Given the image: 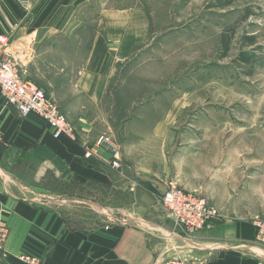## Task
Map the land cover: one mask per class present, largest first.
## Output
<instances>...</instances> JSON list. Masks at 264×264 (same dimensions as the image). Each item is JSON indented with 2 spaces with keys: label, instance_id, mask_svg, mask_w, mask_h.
<instances>
[{
  "label": "rangeland",
  "instance_id": "obj_1",
  "mask_svg": "<svg viewBox=\"0 0 264 264\" xmlns=\"http://www.w3.org/2000/svg\"><path fill=\"white\" fill-rule=\"evenodd\" d=\"M34 1L28 11L45 0ZM51 4L40 13L36 26L41 56L46 55V11ZM135 4L150 26L148 36L136 40L134 54L115 58L120 74L113 76L116 81L103 95L109 98L105 99L108 111L103 108L102 113L110 118L102 124L110 128L87 143L92 145L100 136L118 143L123 166L113 169L114 182L104 186L100 196L95 189H102L94 182L72 181L71 189L76 194L84 191L87 199L81 204L72 202L81 206L72 211L93 221L137 218L142 225L159 229L171 244L181 245L179 237L163 229L169 221L154 198L141 193L136 202L128 188H118L127 184L128 177H142L138 179L144 186L151 179H162L167 185L172 182L204 195L224 216L246 219L257 229L258 222L264 223V0H135ZM52 10L60 20L62 6L57 3ZM92 21L89 31L95 29ZM90 56L74 54L64 59L59 55L56 63L62 67L71 58L73 67H78ZM34 67L28 66L21 77L53 98L54 88L66 97L74 92L69 81L47 85V81L54 83L53 73L48 75L39 64ZM84 98L91 100L87 95ZM84 98L82 112L94 111L96 119H90L100 121L101 109ZM159 124L164 132L152 134ZM149 126L151 133L140 132ZM60 184L55 183L66 187ZM105 191H112L113 196ZM133 204L139 210H133ZM143 207H151L152 212ZM7 256L6 251L3 259Z\"/></svg>",
  "mask_w": 264,
  "mask_h": 264
},
{
  "label": "crops",
  "instance_id": "obj_2",
  "mask_svg": "<svg viewBox=\"0 0 264 264\" xmlns=\"http://www.w3.org/2000/svg\"><path fill=\"white\" fill-rule=\"evenodd\" d=\"M39 2L33 5L37 8L34 13L35 9L25 10L14 0H0V34L8 35L18 50L22 76L28 66L34 70V65L39 64L42 69L46 67L48 75L53 73L55 76L54 83L47 81V85H65L69 81L75 87L69 97L54 88V99L68 120L75 124L78 138L77 141L54 138L51 128L37 113L20 118L13 106L4 104L0 91V128L3 133L0 140V208L3 222L9 229L4 243L8 256L2 258L0 264H163L166 258L174 256L201 259L203 264H264V247L256 239L257 229L250 221L226 217L220 210L221 218L192 236L180 238L181 245L171 244V239L159 229H150L137 218H134L136 222L99 221L95 218L93 221L72 211L80 210L81 206L77 204L87 202L84 191L76 194L71 189L72 181L94 182L102 189H95L100 196L104 186H112L114 171L123 166L122 163L119 169L113 170L101 161L84 158L83 145L94 141L106 132L105 127H109L107 123L106 126L102 124L110 118L102 113L103 108L108 111V100L105 99L109 98L103 95L120 74L115 58L126 59L134 54L136 40L147 37L150 26L141 19L142 9L136 6L135 0ZM50 2L52 4L46 11V55L41 56L40 31L38 33L36 26L40 13ZM57 3L63 8L60 20L59 14L52 10ZM91 20L94 31L87 30ZM157 30L158 27L151 32ZM58 54L64 59L66 55L74 54L91 56L84 57L78 67H73L71 58L60 67L56 63L60 58ZM72 67L74 71L72 69L69 76ZM60 69L63 73L59 75ZM86 95L91 100L84 98ZM83 98L101 109L98 118L104 121L91 120L90 117L96 119L94 111L82 112ZM163 127L159 124L152 134L154 131L164 132ZM140 132L151 133V126ZM138 168L142 172L149 171L148 168ZM138 178L128 177L127 184L118 188H128L136 202L141 193L154 198L159 209L157 201L166 183L162 179H151L149 185L144 186ZM56 182L66 187L60 188ZM105 192L113 196L112 191ZM72 195L76 201L70 200ZM72 202L77 204L72 205ZM132 208L139 210L135 204ZM144 209L152 212L151 207ZM163 229L175 232L171 221ZM21 254L30 255L35 261L20 260L18 255Z\"/></svg>",
  "mask_w": 264,
  "mask_h": 264
},
{
  "label": "built area",
  "instance_id": "obj_3",
  "mask_svg": "<svg viewBox=\"0 0 264 264\" xmlns=\"http://www.w3.org/2000/svg\"><path fill=\"white\" fill-rule=\"evenodd\" d=\"M14 1L27 10L32 0ZM18 54L8 35L0 34V91L4 104L13 106L20 118L32 112L40 115L51 128L54 138L77 141L76 127L68 120L55 99L31 80L21 77V58ZM2 135L0 128V140ZM120 150L118 143L108 137L100 136L92 145H83V157L93 158L113 169H119L122 166ZM158 203L163 215L172 222L176 231L168 232L179 238L192 236L222 216L219 209L210 203L206 196L177 187L172 182L166 184L158 198ZM105 227L107 228L108 225ZM8 234L9 229L3 222L0 208V250H2L0 260L6 255L3 243ZM256 239L264 247V223H257ZM18 258L30 263L35 261L26 254L18 255ZM163 264H203V260L174 256L166 258Z\"/></svg>",
  "mask_w": 264,
  "mask_h": 264
}]
</instances>
